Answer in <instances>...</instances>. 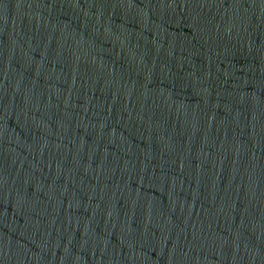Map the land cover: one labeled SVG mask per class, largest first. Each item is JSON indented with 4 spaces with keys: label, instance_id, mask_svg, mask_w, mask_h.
<instances>
[{
    "label": "water",
    "instance_id": "obj_1",
    "mask_svg": "<svg viewBox=\"0 0 264 264\" xmlns=\"http://www.w3.org/2000/svg\"><path fill=\"white\" fill-rule=\"evenodd\" d=\"M0 264H264V0H0Z\"/></svg>",
    "mask_w": 264,
    "mask_h": 264
}]
</instances>
